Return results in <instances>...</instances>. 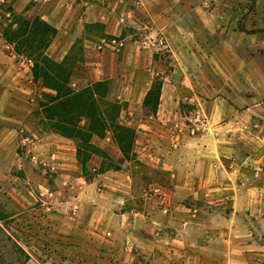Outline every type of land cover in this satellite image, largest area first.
Instances as JSON below:
<instances>
[{"label": "crops", "instance_id": "crops-1", "mask_svg": "<svg viewBox=\"0 0 264 264\" xmlns=\"http://www.w3.org/2000/svg\"><path fill=\"white\" fill-rule=\"evenodd\" d=\"M3 2L57 30L48 49L62 53L59 60L82 39L86 74L77 81H106L135 129L133 158L110 141L100 147L119 168L92 180L75 176L71 140L28 121L35 81L0 26V146L25 126L34 137L22 141L63 166L69 183L53 208L69 212L66 230L85 234L92 264H246V256L264 253L261 20L253 24L249 12L244 29L203 37L184 30V0ZM155 79L152 111L144 99ZM197 106L208 129L190 134L185 123Z\"/></svg>", "mask_w": 264, "mask_h": 264}, {"label": "rangeland", "instance_id": "rangeland-1", "mask_svg": "<svg viewBox=\"0 0 264 264\" xmlns=\"http://www.w3.org/2000/svg\"><path fill=\"white\" fill-rule=\"evenodd\" d=\"M5 9L6 5L1 6L0 13L4 14ZM249 12L253 13V24L260 20L264 24V18L259 19L264 15V0H184V30L203 37L216 33L227 34L230 29L242 30L245 27V14ZM5 14L7 17L8 14ZM8 23L5 19L0 23L2 38L3 29ZM12 27L15 28V25ZM80 43L81 51L78 46L75 48L78 56L81 52L84 55L82 39ZM46 52L53 58L62 55L60 52L54 53L52 48H47ZM23 58L33 62L32 58ZM31 67L32 65L30 70ZM85 74L83 64L76 63L71 80L72 85L76 82L74 88L85 86L86 82L77 81L78 78H84ZM33 88V105L27 119L40 133H50L43 131L39 115L33 112L37 99L46 89L41 86L40 81H35ZM106 97L116 103L117 122L133 128L125 123V117H120L124 105L108 97V88ZM102 107L106 113L104 105ZM33 137L27 127L20 126L14 139L7 146H0V255L16 264H92L93 254L85 243V234L80 230H66L73 224L69 212H58L53 208L55 205L59 206L60 200H64L63 193L58 194V190L66 188L69 183L61 175L63 166L55 162L52 152H44L32 142L22 141ZM93 141L98 146L115 142L110 129L102 138L95 136ZM71 144L74 145L72 140ZM99 159L100 157L93 155L85 170L81 169L76 160L74 175L92 180L101 173L98 171ZM103 163L106 166L108 160ZM57 178H60L59 186ZM54 210L58 214H54ZM15 244L24 250L26 258L15 249ZM245 263L264 264V253L246 256Z\"/></svg>", "mask_w": 264, "mask_h": 264}, {"label": "trees", "instance_id": "trees-1", "mask_svg": "<svg viewBox=\"0 0 264 264\" xmlns=\"http://www.w3.org/2000/svg\"><path fill=\"white\" fill-rule=\"evenodd\" d=\"M3 5H6L5 13L8 15L6 17L5 13H0V23L4 19L9 21L3 29V38L13 46L17 55L33 59L32 77L46 89L37 99L33 110L39 115L43 131L72 140L76 160L82 170L86 169V164L93 155L100 157L99 172L119 168L109 154L93 141L95 136L102 138L109 129L124 157L132 158L135 131L117 122L116 103L106 97L107 82L96 81L78 89L72 85L75 64L84 61L82 52L79 56L75 53L77 46L79 51L82 49L81 39L74 42L61 60H56L46 51L57 30L38 15L26 17L16 12L10 2L0 3V7ZM159 93L160 80L155 79L144 99V103L152 111L156 109ZM104 160H108L106 166ZM14 246L24 258L27 257L19 245ZM0 264L16 263L7 261L0 255Z\"/></svg>", "mask_w": 264, "mask_h": 264}, {"label": "built area", "instance_id": "built-area-1", "mask_svg": "<svg viewBox=\"0 0 264 264\" xmlns=\"http://www.w3.org/2000/svg\"><path fill=\"white\" fill-rule=\"evenodd\" d=\"M157 44L159 47L164 46V38L162 36L158 37ZM25 64L29 67L32 65V61L30 59H25ZM187 122L185 123L188 127L190 134H197L202 131H206L208 129V121L204 110L197 106L195 107L188 115Z\"/></svg>", "mask_w": 264, "mask_h": 264}]
</instances>
